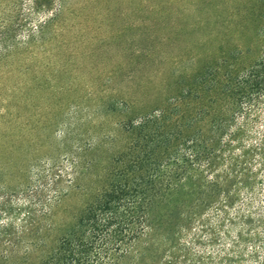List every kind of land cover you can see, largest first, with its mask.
<instances>
[{
	"label": "rangeland",
	"instance_id": "374dc122",
	"mask_svg": "<svg viewBox=\"0 0 264 264\" xmlns=\"http://www.w3.org/2000/svg\"><path fill=\"white\" fill-rule=\"evenodd\" d=\"M263 49L264 0H0V264L65 239L87 264H216L195 232L241 225L225 191L264 153V88L228 90Z\"/></svg>",
	"mask_w": 264,
	"mask_h": 264
},
{
	"label": "trees",
	"instance_id": "16d2710c",
	"mask_svg": "<svg viewBox=\"0 0 264 264\" xmlns=\"http://www.w3.org/2000/svg\"><path fill=\"white\" fill-rule=\"evenodd\" d=\"M263 63L264 49L261 52L258 64L256 63L254 66H251L246 76L234 79L231 89L236 86L237 90L236 92H233L231 89L228 90L229 99H236V101H239L240 98L242 99L245 96L250 100L254 94H257L264 88V76L261 77L259 68H257L259 64L261 65ZM239 85L242 86L240 87ZM243 93H245V95H242ZM262 120L263 129L260 134L261 139L253 146L257 148V150L262 148L264 152V115ZM190 154L198 156V151ZM248 172L249 174L251 173L252 177L242 176L238 179L241 186L247 184L243 186L242 192L241 189H238L235 196L231 198L229 194L232 189L231 191H225L226 198L228 197V199H230L228 201V207L232 208V213L229 215L228 220L230 222H236V220L241 222V225H238L239 229L236 228L232 236L230 234L228 241L227 232L224 231L227 229L223 228L221 232L217 230V226H220L219 222L221 220L218 217L211 216L209 220L202 218L199 223L200 226L196 228V235L200 232L205 240L220 245L215 250L218 261L216 264H264V153L256 160L253 168L248 169ZM255 182L256 184H258V182L260 183L259 191L262 192L261 196L256 194V187H253ZM232 187L233 186H231V188ZM222 207L223 206H221V208ZM216 208L217 210L220 209L219 207ZM136 219H138L136 221L138 227L134 232L137 233L143 228L141 224L143 222V215L139 214ZM194 236L195 235H191L189 237L190 242ZM166 241H168V239H166ZM80 246L81 244L73 243L71 240H62L59 245L50 252L47 259H45L42 264H87L82 252L78 250ZM96 255L101 254L97 252ZM182 255L184 254L182 253ZM226 257L228 258L227 262L224 261ZM179 260L177 256H174L173 260L168 258L165 264H186L185 261L182 260V263V261Z\"/></svg>",
	"mask_w": 264,
	"mask_h": 264
}]
</instances>
